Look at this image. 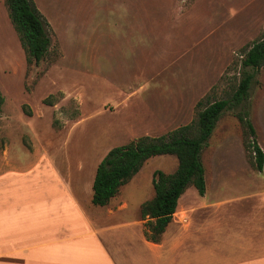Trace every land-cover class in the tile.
<instances>
[{
    "label": "rangeland",
    "instance_id": "obj_1",
    "mask_svg": "<svg viewBox=\"0 0 264 264\" xmlns=\"http://www.w3.org/2000/svg\"><path fill=\"white\" fill-rule=\"evenodd\" d=\"M33 2L51 31L38 64L28 61L0 0V174L20 172L6 186L22 195L45 182L30 170L45 168L88 202L96 167L110 149L166 135L195 119L197 103L229 98L241 78L243 54L264 35V0ZM256 75L246 111L264 153V66ZM239 110L222 114L202 150L207 199L194 188L187 195L193 192L198 204L210 197L229 200L222 211L230 219L220 223L235 231L245 229L254 212L259 198L250 195L264 192V171L250 164ZM176 168L175 156L149 159L109 207L127 200L132 211L152 199L155 171L172 174ZM131 231L117 228L112 236Z\"/></svg>",
    "mask_w": 264,
    "mask_h": 264
},
{
    "label": "crops",
    "instance_id": "obj_2",
    "mask_svg": "<svg viewBox=\"0 0 264 264\" xmlns=\"http://www.w3.org/2000/svg\"><path fill=\"white\" fill-rule=\"evenodd\" d=\"M32 170L45 177V182L39 181L33 192L24 195L6 186L23 176L20 172L0 174V264H264V192L258 190L260 181L252 185L259 195L253 193L250 199H259L253 201L254 212L245 229L235 231L220 223L230 219V213L222 211L229 200L210 197L198 204L193 192L187 196L188 188L178 199L160 241L152 243L144 236L148 219L140 217L142 204L129 211L127 200H121L110 208L115 196L98 210L89 204L90 189L89 201L81 203L53 170ZM207 193L206 188L202 199ZM248 223L251 228H247ZM128 227L133 228L129 237L112 236L117 228Z\"/></svg>",
    "mask_w": 264,
    "mask_h": 264
},
{
    "label": "trees",
    "instance_id": "obj_3",
    "mask_svg": "<svg viewBox=\"0 0 264 264\" xmlns=\"http://www.w3.org/2000/svg\"><path fill=\"white\" fill-rule=\"evenodd\" d=\"M9 19L19 36L29 62L38 64L50 46L49 24L34 5L33 0H5ZM241 78L227 99L202 105L197 103L195 119L188 125L176 128L160 137H139L110 149L96 167L91 204L104 207L141 169L145 162L157 156L171 155L177 159L172 174L155 171L151 180L154 195L140 206L144 236L158 243L166 226L176 212L178 199L188 189L194 188L199 196L205 194L202 150L222 114L241 107L236 117L246 132V148L250 164L256 172L264 169V153L256 141L255 130L248 118L247 101L251 87L257 84L256 74L264 66V35L255 40L241 59ZM3 98L0 94V107ZM146 226L149 229H146Z\"/></svg>",
    "mask_w": 264,
    "mask_h": 264
}]
</instances>
